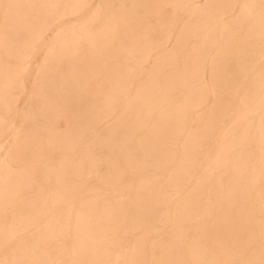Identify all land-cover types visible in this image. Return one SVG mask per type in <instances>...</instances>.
<instances>
[{
    "label": "bare ground",
    "instance_id": "obj_1",
    "mask_svg": "<svg viewBox=\"0 0 264 264\" xmlns=\"http://www.w3.org/2000/svg\"><path fill=\"white\" fill-rule=\"evenodd\" d=\"M0 264H264V0H0Z\"/></svg>",
    "mask_w": 264,
    "mask_h": 264
}]
</instances>
